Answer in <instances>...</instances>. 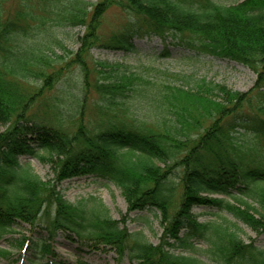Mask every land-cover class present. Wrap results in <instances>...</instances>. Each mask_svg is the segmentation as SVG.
<instances>
[{"label": "trees", "instance_id": "obj_1", "mask_svg": "<svg viewBox=\"0 0 264 264\" xmlns=\"http://www.w3.org/2000/svg\"><path fill=\"white\" fill-rule=\"evenodd\" d=\"M60 1L0 0V237L30 225L16 244L31 251L32 264H65L51 245L60 233L133 264H264V246L240 233L244 224L264 236V0H97L89 12L81 4L71 17L85 25L76 52L65 49L62 31L33 34L50 6L67 10ZM111 7L125 18L107 32ZM153 37L163 57L172 44L187 59L242 64L256 79L239 91L194 73L122 70L91 58L95 47L134 52L135 39ZM66 118L74 122H59ZM40 151L51 178L20 161ZM78 176L118 186L128 212H154L159 242L129 231L102 201H68L60 185ZM195 207L219 216L200 221ZM137 219L151 224L146 215ZM0 256L12 254L0 248Z\"/></svg>", "mask_w": 264, "mask_h": 264}, {"label": "rangeland", "instance_id": "obj_2", "mask_svg": "<svg viewBox=\"0 0 264 264\" xmlns=\"http://www.w3.org/2000/svg\"><path fill=\"white\" fill-rule=\"evenodd\" d=\"M96 1L61 0L58 4L66 5L68 7L67 10L64 11L61 9L60 11L56 6H50L47 14L41 15L36 19L34 24L37 28L33 34L36 38H40L45 36L50 30L62 31L64 39L61 43H63L67 51L69 49V52L72 50L76 52L80 46L79 37L85 32V25L71 19V17H75L73 10H75V6L77 7L82 4L89 12ZM215 1L232 4L241 0ZM124 18L125 15L120 8L111 7L104 15L102 30L108 32L111 29H116L123 22ZM134 45L136 48L134 52L114 51L95 47L90 52L91 58L120 64L122 70L125 67L134 71H145L144 69L147 68H155L161 71L194 73L198 77H205L208 80L226 84L228 87L239 91H247L250 89L256 79L255 72L242 64L208 55L187 59L188 53L172 44H168L167 47L169 56L163 57L161 55L165 46L157 37L135 39ZM56 51L58 55L64 57L68 55L66 58L72 56V54H68V52L60 48L56 49ZM44 55L52 60L57 59L54 56V52H45ZM31 81L37 83L36 81ZM59 122L67 126L73 123L74 120L66 118ZM1 129L2 127L0 126ZM20 161L28 164L31 171L45 179L53 176L51 163L42 151L39 152L37 157L31 155L21 156ZM60 188L63 190L65 198L73 205L89 207L93 201H102L114 219L125 218L124 225L129 231H142L149 241L153 243L159 242L163 230L160 224V218L154 215V212L149 211L140 213L128 212V204L122 190L113 183H107L95 176H78L64 181L60 185ZM211 196L226 198V196L219 194ZM229 201L234 203L235 200L232 197L229 198ZM194 211L200 221L217 219L219 216L217 215L218 212L216 209L195 207ZM144 215L150 220L151 224L149 226L139 222L137 219L138 216L142 217ZM240 226V233L245 240L255 239L256 244L264 246L263 235H257L244 224H240ZM42 234H45V231ZM30 235L31 226L28 224H22L16 227L13 232H7L2 235L0 237V248L10 251L12 256L8 258L0 256V264H32L28 260L29 256H31V251L28 250L25 253H21L16 244V240L19 242L23 237ZM51 245L57 255L56 260L65 262V264H77L79 259L85 264H133L127 256L121 258L114 249L106 247L103 244L94 242L83 243L76 238L69 239L62 233L54 238ZM200 247L204 249L205 245H200ZM196 254L202 259H205L202 253L196 252Z\"/></svg>", "mask_w": 264, "mask_h": 264}]
</instances>
